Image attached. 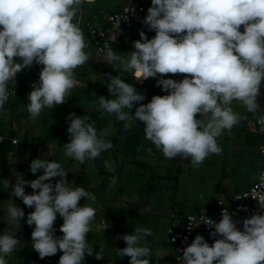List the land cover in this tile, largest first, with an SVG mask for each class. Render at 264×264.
I'll return each mask as SVG.
<instances>
[{
	"label": "clouds",
	"instance_id": "1",
	"mask_svg": "<svg viewBox=\"0 0 264 264\" xmlns=\"http://www.w3.org/2000/svg\"><path fill=\"white\" fill-rule=\"evenodd\" d=\"M84 3L0 0V109L9 98L8 82L33 63L43 67L39 83L33 84L28 94L30 117L35 119L45 109L66 102L77 84L74 69L90 58L84 51L87 45L83 32L73 22ZM144 24L155 31L153 38L148 39L141 31L127 59L105 42L103 60L131 72L137 81L159 74L157 86L168 94L153 96L143 104L145 96L132 84L109 75L107 88L114 98L98 97L96 110L115 114L126 131L136 120L143 122L145 139L165 158L190 159L192 166L198 167L210 154L222 151L216 138L240 124V116L231 107L233 101L241 102L253 114L264 111L257 103L264 81V0H151ZM166 74H185V78L164 79ZM134 104L139 106L132 115ZM67 120L70 142L64 144L66 156L82 164L113 147L103 138L106 134L98 135L90 116L70 113ZM258 123L264 132V115L258 117ZM105 167L113 171L107 162ZM30 171L42 174L31 181L16 176L11 196L34 208L26 220L29 226H35L31 233L33 250L40 259L59 250L63 253L59 264H82L85 254H94L86 237L96 210L79 202L85 198L95 202V196L82 187H69L67 171L54 160L34 159ZM26 186L33 190L31 194H26ZM258 204L264 208V200ZM57 214L63 218L62 237L55 236ZM7 215L11 221L20 222L25 212L12 202ZM221 215L218 223L203 214L198 222L188 218L189 231L202 222L214 228L212 237L220 238L209 245L203 236L196 235L183 250L184 264H264V214L245 218L242 231L229 212L224 210ZM151 235L150 229L137 227L132 234L119 237L126 244L119 249V256L130 257L129 264H150L146 238ZM20 243L9 230L0 235V264H7L5 257ZM103 253L100 247L95 259H102Z\"/></svg>",
	"mask_w": 264,
	"mask_h": 264
},
{
	"label": "rangeland",
	"instance_id": "2",
	"mask_svg": "<svg viewBox=\"0 0 264 264\" xmlns=\"http://www.w3.org/2000/svg\"><path fill=\"white\" fill-rule=\"evenodd\" d=\"M78 16L81 19L86 18V12L82 11V6L78 8L76 17ZM131 28L135 31L137 30L133 23L127 25L123 29L124 36L131 31ZM140 32H138L139 38ZM144 33L146 35V33L153 34L154 32L151 30V32L144 31ZM114 51L124 59L128 58L126 56L129 53L127 48L124 50V48L117 47ZM103 58L104 56L99 55L97 59L103 60ZM14 60L19 62V58H14ZM101 60L99 64L105 65L97 66L94 63L88 65V68H85L84 65V71L82 74H78L80 88L91 86L98 90L97 99L94 96L95 98L92 99V102H83L79 108L82 112L81 117L84 115L90 116V122H94L98 135L106 134L103 138L111 142L117 131V126L115 125L116 116L115 114L110 115L96 110L99 107L98 97L114 98L108 92L107 83L110 82L108 76H120L124 82L132 84L137 92L145 96V99L141 101L143 104L149 103L152 97L158 94L155 92L152 80L147 83H141L132 78L131 72L116 69L108 62L106 63V61L101 63ZM93 66L99 69L92 70ZM116 66L120 67L119 64ZM74 73L75 75L77 74V72ZM15 79L16 77L8 82L7 88L11 87ZM79 92L80 90H77L78 94H80ZM258 100L264 101V97H258L257 102ZM76 106L77 104L72 105L75 109ZM138 106L134 104L130 110L132 115H134ZM0 117L7 131L10 128L17 131L16 139L18 141L15 145L17 150H22L25 143L28 144L31 141H35L43 132L49 131L53 123L46 109L35 119L30 117L27 109L24 114L13 115L7 112ZM68 126L69 121L66 120V122L64 121L60 124V130H67ZM237 135L232 132L228 136V140L224 139L222 141L225 136L224 130L216 138L222 151L230 149V147L235 148L242 143ZM66 139V143H69L70 137ZM222 151L218 155L210 154L198 167H193L190 159L183 160L180 157L165 158L161 151L157 150L149 140L145 139L144 124L136 120V123L132 124L131 131L124 132L111 149L100 154L98 160L97 158L95 160L86 159L81 164L74 158L66 156L65 147H57L55 141L49 143L48 149L42 153L41 158L48 160L56 158L54 161L60 163L64 170L67 171V178L80 170L87 172L90 178L92 189L88 192L93 194L96 199L95 202L86 199L85 205L92 206L96 210V214L91 222V231L87 234L86 239L89 247H93L94 254L100 251V247L104 248V253L103 258L100 260L95 259L94 254L91 256L85 254L82 264H129L130 262V257L119 256V249L107 248L105 245L102 236L105 234L107 226L110 225V220L105 215V209L107 208L122 210L123 213L120 217H123L125 225H133L135 223L140 228L154 230L155 241L146 243V246L150 248L151 254L157 257L159 264H171L174 254L173 248L169 243L167 230L171 225H176L178 221L171 217L172 214H178V217H180L183 214L192 212L201 206L206 197L219 195L225 185L239 188L244 183V178L240 177L241 175L239 174L242 166H230L228 162L226 164L223 156L226 153ZM234 155L237 156L235 152ZM135 160L145 162L147 167L134 162ZM106 162L112 166L113 171H109L105 167ZM101 169L105 170L106 175H113L115 183L102 175L100 173ZM16 176H18L16 157L14 153H11L8 160V168H0V235L5 234L9 230L21 243L17 245L12 253L5 257L7 264H19L16 253L32 239L31 233L35 227L34 225L29 226L23 219L20 222H13L7 215V207L12 202L20 207V202L11 196L12 186L16 183ZM176 176L178 179L177 184L175 181ZM23 179L31 181L27 175H24ZM58 179L59 177L53 178L51 182L55 183ZM73 179L74 177L71 180ZM149 180H152L153 183L146 185ZM6 181L9 182V187ZM175 185L177 186L176 188ZM29 191L33 192L30 187L26 186L25 192ZM31 211H34V208H31ZM124 212L127 217L124 216ZM210 232L202 229L197 231V235L203 236L205 241L211 245L214 239L218 237H212ZM108 255L110 256L108 257ZM55 260L56 263L43 261L29 264H59V258Z\"/></svg>",
	"mask_w": 264,
	"mask_h": 264
},
{
	"label": "trees",
	"instance_id": "3",
	"mask_svg": "<svg viewBox=\"0 0 264 264\" xmlns=\"http://www.w3.org/2000/svg\"><path fill=\"white\" fill-rule=\"evenodd\" d=\"M116 11V10H114ZM42 65H37L33 63L30 68L22 70L20 73L16 75L15 82L8 87L13 91V95L8 98L5 103L3 109H0V116L5 115V113L10 112L13 115L25 113V110L28 106V94L32 91V85L38 84L39 82V73L42 69ZM48 115L53 120L52 125L50 126L49 131L43 132L35 141H31L30 143H25L22 150H17L15 144H13L12 140L17 137V131L10 128L8 131L3 125L2 118L0 117V136H3V140L0 141V168L7 169L8 168V160L11 153L15 154L16 157V171L18 175L22 177L27 175L30 180L36 179L38 175L42 174V172H38L36 174H32L30 171L31 161L37 158H41V155L44 151L48 149L49 143L51 141H55L57 143V147H64L66 143V138L70 137L67 130H60V124L67 120V117L70 113H75L77 116H81L82 112L80 108L76 109H60L58 106H55L53 109H46ZM115 125L117 126L116 134L113 136L111 141L114 146L117 139L126 132L124 129V122L117 120ZM132 127L127 130L131 131ZM245 145H264V132L260 131V128L250 130L248 128H243L239 130L237 135ZM56 159V158H55ZM54 159V160H55ZM99 157L97 158V160ZM51 161V160H50ZM134 162L139 163L145 167H147L146 163L141 160H135ZM100 173L104 175L108 180H113V175H106L105 170L101 169ZM72 177H74L73 180ZM176 184L178 183L177 176L175 178ZM69 185L71 188L82 187L87 192L92 189L91 181L87 174V172L80 170L70 175L67 178ZM149 183H153L152 180H149L146 185ZM151 185V184H150ZM177 186L175 185V188ZM32 191L26 192V194H31ZM148 195V194H147ZM17 201L20 202V208L25 212V216L22 218L23 220H27L28 213L32 212L31 208L25 206L21 199L16 198ZM86 198L79 202L80 206L85 205ZM123 213L122 210L107 208L105 209V215L110 220V225L107 226L105 230V234L102 236L105 241V245L107 248L112 249H123L126 247V244L122 238L125 234H132L134 229L139 227L135 223L133 225H125L123 217L120 215ZM124 216L127 217L124 212ZM123 222V223H122ZM63 224V218L57 214V219L54 223L55 235L57 237H62L63 233L60 231V226ZM153 235L148 236L146 238V242H154V230H151ZM63 253L58 250V252L54 256L45 257L44 259L39 258V254L33 250L32 248V239H30L24 246H22L19 251L16 253V258L19 264H29L33 262H43L49 261L50 263H56L57 258ZM150 264H156L155 258L153 254L150 255Z\"/></svg>",
	"mask_w": 264,
	"mask_h": 264
},
{
	"label": "crops",
	"instance_id": "4",
	"mask_svg": "<svg viewBox=\"0 0 264 264\" xmlns=\"http://www.w3.org/2000/svg\"><path fill=\"white\" fill-rule=\"evenodd\" d=\"M141 1H147V0H141ZM127 2H128V0H90V2H89V0H85V3L82 5V11L86 12V18L81 19L79 16L74 17L73 22L77 23L79 25V27L81 28L83 35H84L85 34V25L88 21H90V20L99 21L107 13L112 12L114 10H119ZM150 6H151V4H150ZM146 16H147V11L139 14L137 16V18L134 20L133 25H135V29L137 28L136 31L133 30V28H131V31L126 33V35L124 36V31H123L124 28H123L120 31L114 33L115 50L117 47L118 48H124V50L127 48L129 53H131L132 51L135 50L134 46H133L134 42L137 40H140L138 32L139 31L151 32V30L148 28V26L144 24V20H145ZM152 31L154 32L153 34H151V33L147 34L146 33V37L148 39H151L155 36V31L154 30H152ZM240 31L243 32V26H241ZM86 45H87V47L84 49V51L89 54L90 58L85 64L74 69V72H77L76 75L74 73L75 78L77 80V84L73 89L70 90L69 96L67 97L66 102H68L69 104L68 103L66 104V102H65L63 104L57 105L60 109H63V110L64 109H75L72 107V105L77 104L76 108H78L81 106V104L83 102H92V99L95 97L97 99V96H98L97 88L94 89L91 86L87 87V88H85V87L80 88L81 86H80V80H79L78 74L79 73L82 74V72L84 71V65H85V68H88L87 67L88 65H91L94 63L97 66L98 65L102 66L105 64H99L101 59H97L99 57V55L96 52L92 43H90L88 41V42H86ZM101 61H102L101 63H103L104 60H101ZM91 69L94 70V69H99V68L94 67ZM132 78H134V77L132 76ZM159 78H161V77L158 74V76L156 78H149L147 80H144L142 82L139 81V82L147 83L149 80H152L154 82L155 92L160 96L167 95L168 92L162 90L161 87L157 86L156 81ZM163 78L164 79L171 78L173 80L180 81V80L185 78V74H166ZM77 90H80V92H79L80 94L77 93ZM259 97H264V95L260 94ZM257 103L259 104L261 109H264V101L258 100ZM231 107L233 108V111L237 115L240 116L241 122L238 126H234L233 129L225 130V136H224L222 141H224V139L228 140L229 139L228 136L230 134H232V132H234L235 134H238L239 130H241L243 128H248L250 130L256 129L255 119L257 116L261 115L263 112V111H260L256 114L250 113L247 111L246 107L239 101H233L231 104ZM197 118H199V116ZM259 148H260V146H257V145H245V144L241 143L239 146L237 145L235 148L230 147V149H224L223 151L226 154L223 156L225 157L224 161L226 162V164L228 162L230 164V166H232V165H241L242 166V170L240 171L239 174L241 175L240 177L244 178L243 179L244 183L239 188L225 185L224 187H222V190H221V192H219V195L206 197L204 199V202L201 205L206 204L212 200H216L218 198H230L236 192L243 190V189L247 188L249 185H251L257 179L258 174L264 165V159H263V156L259 152ZM234 152L237 156L234 155ZM227 167H229V166L227 165ZM200 197H202V196H200ZM177 216H179V215L177 214ZM174 219H176V218H174ZM177 224H178V221L176 222V225ZM171 226H173V225H171ZM146 243H148V242H146ZM172 248H173V254L175 257L174 247L172 246ZM109 256L110 255H108V257ZM174 257H173V261H174ZM146 258L150 259V256H148ZM154 258H155L156 264H159L157 262L158 261L157 257L154 256ZM173 261H172V263H173Z\"/></svg>",
	"mask_w": 264,
	"mask_h": 264
},
{
	"label": "built area",
	"instance_id": "5",
	"mask_svg": "<svg viewBox=\"0 0 264 264\" xmlns=\"http://www.w3.org/2000/svg\"><path fill=\"white\" fill-rule=\"evenodd\" d=\"M150 4L151 0H128L119 10L107 13L101 20L88 21L85 25V42L89 41L92 43L98 55L104 56L105 53L102 49L105 42L109 43L114 50V33L132 24L139 14L148 10ZM260 94L264 95V81L261 82ZM12 95L13 91L8 88V97L10 98ZM261 115H264V111ZM259 116L255 119V126L257 128L261 127L258 123ZM3 138V136H0V141ZM17 141L16 138L12 140L15 145ZM259 152L264 159V145L260 146ZM261 200H264V165L257 179L251 185L236 192L230 198L212 200L180 217L175 213L172 214V218L178 219V224L170 226L167 230L169 243L175 250V257L172 264H184L182 259L183 250L192 243L198 230L214 231V228L209 229L202 222L198 227H193L189 231L188 225L190 221L188 218H192L194 222H198L199 216L203 214L218 223L222 219L221 213L225 210L232 215L236 227L242 231L243 220L245 218H250L254 214H264V208H261L258 204Z\"/></svg>",
	"mask_w": 264,
	"mask_h": 264
}]
</instances>
